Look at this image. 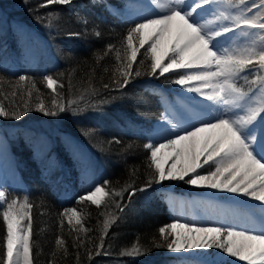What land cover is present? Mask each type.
<instances>
[{"label":"trees","instance_id":"trees-1","mask_svg":"<svg viewBox=\"0 0 264 264\" xmlns=\"http://www.w3.org/2000/svg\"><path fill=\"white\" fill-rule=\"evenodd\" d=\"M42 3L0 0V103L10 112L23 113L19 120L0 117V132H11L17 185L24 189L6 191L9 199L27 197L33 205V264H184L186 259L168 254L171 250L166 246H155L167 243L159 229L173 220L167 192L172 187L165 181L147 185L154 168L149 167L150 153L144 147L153 124L165 112L163 100L180 74L148 75L151 60L144 47L133 64L130 83L117 86L115 80L122 77L116 72L115 49L104 53L114 45L126 62L122 41L138 22L121 15L126 0H74L72 5L40 7ZM49 13L56 17L50 19ZM95 31L101 36L96 37ZM136 69L141 72L138 77ZM22 75L35 81L36 88L30 83L18 85ZM45 76L63 87L54 93L46 86ZM53 99L65 111L45 116L35 110L41 101L52 109ZM25 105L31 110H25ZM54 122L53 139L45 143L39 137L46 132L44 126ZM98 185L110 193L99 206L78 203ZM144 187L146 191H137ZM121 189L125 190L120 196L111 195ZM66 208L80 211L87 231L77 232L81 226L75 218L69 224L61 216ZM3 209L0 205V256L5 251ZM106 219L114 222L105 232ZM57 238L65 241L67 254L57 247ZM134 246L141 249L140 255L122 254Z\"/></svg>","mask_w":264,"mask_h":264},{"label":"snow or ice","instance_id":"snow-or-ice-1","mask_svg":"<svg viewBox=\"0 0 264 264\" xmlns=\"http://www.w3.org/2000/svg\"><path fill=\"white\" fill-rule=\"evenodd\" d=\"M74 0H44L40 7L49 5H72ZM155 8L161 13L155 17H145L131 27L122 41L124 59L122 62L121 49L109 45L104 53L107 55L115 49L116 60L119 66L116 72L122 79H116L119 88L126 87L133 76V64L137 62V55L141 48L147 45L146 58L151 60L148 75L164 76L177 69H201L193 74L181 75L173 82L185 87L189 92H196L203 99L222 106L225 115L215 120L202 121L199 126L186 129L182 134L174 138L168 136V129H161L159 134L166 137L165 142L147 143L145 149L150 153L149 167L154 168V176L147 182L150 186L153 182L184 181L196 187L218 189L222 192L235 193L252 198L264 204V76L257 75L251 84L259 83V92L250 95L252 89L245 91L237 83L238 79L247 80V76H241L247 69L254 72H264V46L257 48V39L264 43V22L255 17L249 18L246 13L252 11L247 6L246 0H227L230 7L238 8L235 15L220 13V18L232 20L234 27L223 26L219 30H213L207 23L198 22L195 17L206 5L214 3V0H152ZM259 7V5H253ZM49 18H55V13H49ZM86 23V21H85ZM259 29L260 33L243 32L244 36L252 37L251 46L228 49L222 51L217 47V38L236 29ZM94 35L100 37L101 33L95 31ZM165 60L168 63L165 64ZM141 64L143 61L140 62ZM135 76L141 72L136 69ZM46 86L54 93L57 87H63L52 76L43 78ZM197 82L200 86H189ZM30 83L36 88L35 81L28 76H20L17 84ZM3 78H0V85ZM105 88L109 85L105 84ZM210 90V91H206ZM94 91V90H93ZM15 93H13L14 95ZM31 96V91H29ZM72 103L71 101L69 102ZM234 109L244 111L243 115L232 118L227 115ZM25 110H31L25 105ZM37 112L45 116H55L65 111V107L56 99L52 100V109L45 107L43 101L35 106ZM22 112L8 111L0 103V117L11 116L19 120ZM167 120V117H165ZM171 124L173 130H177L176 123ZM260 130L259 151H257V138L253 135L256 129ZM167 151L173 159L171 166L165 170L162 168L158 154ZM183 161L179 167L176 161ZM212 162L215 171L208 174L198 173V169ZM185 177H190L185 180ZM107 183V182H105ZM125 189L113 190L112 196H120ZM147 187L137 191H146ZM135 192L132 193L134 195ZM104 187H96L94 191L82 196L78 203L90 201L99 206L103 197L109 196ZM0 201L6 208L2 211L3 223L6 226L3 247L5 249L0 256V264H33L32 258V217L30 210L33 205L27 197L23 200L8 198V194L0 190ZM119 207V205H118ZM123 211V208H120ZM69 224L75 218L80 225L77 232L87 231L82 224V216L76 208H66L62 213ZM27 221V223H25ZM113 220L106 219L104 230L107 231ZM180 229L182 231H177ZM160 236L167 241L166 245L156 244L157 248L166 246L169 250L179 252L189 249L216 248L229 257L244 261L246 264H264V231L253 234L248 231H237L222 227H194L187 224L173 223L159 229ZM175 238L168 240L169 235ZM79 239V236L77 237ZM103 237H101V240ZM58 248L63 247L67 254L65 241L57 238ZM78 246H82V243ZM103 244H100V248ZM100 255V251H97ZM123 255L137 256L141 249L134 246ZM56 252L52 253L55 257ZM49 264H52L50 261Z\"/></svg>","mask_w":264,"mask_h":264},{"label":"rangeland","instance_id":"rangeland-1","mask_svg":"<svg viewBox=\"0 0 264 264\" xmlns=\"http://www.w3.org/2000/svg\"><path fill=\"white\" fill-rule=\"evenodd\" d=\"M127 6L120 10L121 15L130 19H135L140 22L145 17H155L157 12H154L155 6L152 0H126ZM247 6L252 7L251 12H247L246 15L249 18L255 17L260 22H264V0H246ZM253 5H259L254 7ZM224 12L225 15L238 14L239 9L230 7L227 0H214V3L206 5L202 10H199V14L195 19L200 23H207L213 30H219L223 26L234 27L232 20H224L220 18V13ZM161 13H158L160 15ZM259 29L243 28L236 29L235 32H229L225 35L217 38V47L222 51L224 48L234 49L242 48L244 46H251L252 37L244 36L243 32L260 33ZM26 35V33H23ZM264 46V43L257 39V48ZM147 47V45H145ZM43 60H46L45 58ZM42 63V61H41ZM40 63V64H41ZM165 64L168 60H165ZM159 72V70H157ZM200 69H177L169 73H177L181 75L193 74ZM166 74V73H165ZM257 75L264 76V72H254L252 68L247 69L241 76H247V80L238 79L237 83L242 86L245 91L251 88L253 91L250 95H256L259 92V83L251 84L250 81L255 80ZM189 86H197L196 82H193ZM169 94L163 100L165 106V112L161 118L153 124V129L148 136V143H161L165 142L166 137L160 135L161 129H168V136L174 138L175 135L182 134L186 129H191L193 126H199L202 121L215 120L225 113L222 110V106L217 105V110L212 117L208 112L206 104L199 100H193L196 96V92H189L185 87H181L178 84L173 83V86L168 90ZM191 105L204 108L205 112L197 111L192 108ZM244 111L241 109H234L233 112L227 113L228 116L235 118L238 115H243ZM167 117V120H165ZM176 123L178 130L174 133L171 132V124ZM39 128H43L40 126ZM45 133L40 135V139L45 143H49L53 139L54 131L57 129L56 122L51 123L50 127L44 126ZM41 131L42 129H38ZM11 132L10 129L3 130L0 132V190L7 193L8 189L11 194L17 188H22L17 185L19 174H15L14 171L10 170V149H9V138ZM253 135L257 138V151H259L260 141V130L257 128ZM43 145H41L40 151L42 152ZM167 152V151H165ZM12 156V155H11ZM163 153L158 154L159 162L162 160ZM43 159V156H41ZM173 163L172 158L164 160L161 164L162 168L167 170ZM180 163L177 162L179 167ZM198 173L208 174L210 171H215V165L210 161L209 164L199 168ZM18 175V176H17ZM190 177H185V180ZM170 184L172 188H168V201L173 211V220L170 224L180 223L187 224L194 227H222L231 228L237 231H248L253 234H259L264 231V204L257 202L255 204L249 202L243 195L222 192L218 189L201 188L191 184L185 183L184 181H165ZM182 185L183 190H177L175 186ZM96 187L92 188V191ZM24 190V189H23ZM88 192V193H90ZM87 193V194H88ZM9 195V194H8ZM86 195V194H85ZM90 202V201H88ZM91 203V202H90ZM92 204V203H91ZM0 205L6 208V205L0 201ZM27 223V221H25ZM169 224V225H170ZM177 231H182L177 229ZM172 239L175 235H171ZM168 254L173 256H181L186 259L184 264H246L244 261L237 260L236 258L229 257L222 251L216 248L212 249H189L182 250L179 252L170 251Z\"/></svg>","mask_w":264,"mask_h":264},{"label":"bare ground","instance_id":"bare-ground-1","mask_svg":"<svg viewBox=\"0 0 264 264\" xmlns=\"http://www.w3.org/2000/svg\"><path fill=\"white\" fill-rule=\"evenodd\" d=\"M154 12H157V15H158V13H160L156 8L154 9ZM201 70V69H200ZM197 83V82H196ZM200 85L197 83V87H199ZM206 91H210V90H206ZM193 100H199V101H201V102H203L204 104H206L207 105V107H208V112L212 115V117H214V115H215V113H216V110H217V105L215 104V103H213V102H211V101H208V100H205V99H203V97L201 96V95H199L198 93L196 94V96L193 98ZM192 103H190V107L192 106V108H194V109H196L197 111H200V112H205V110H204V108H201V107H197V106H193V105H191ZM175 123V122H174ZM171 129V132H176L177 130H173L172 129V127L170 128ZM9 149H10V152H11V155H10V170L12 171H14V169H15V174L16 173H18L17 172V168H16V165H15V159H14V156H13V153H12V149H11V147H10V145H9ZM170 156H169V153L168 152H164L163 153V156H162V160L160 161V164H163V162H164V160H166V159H168ZM177 162H179L180 164L183 162L182 160L181 161H176V163ZM18 176V175H17ZM247 199H249V202H251V203H253V204H255V203H257V202H259V201H256V200H253L252 198H250V197H247V196H245Z\"/></svg>","mask_w":264,"mask_h":264}]
</instances>
